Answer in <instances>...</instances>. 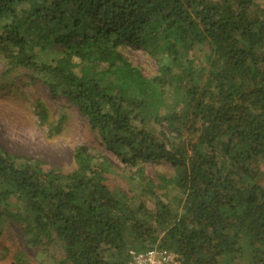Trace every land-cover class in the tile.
Returning <instances> with one entry per match:
<instances>
[{"label": "trees", "instance_id": "trees-1", "mask_svg": "<svg viewBox=\"0 0 264 264\" xmlns=\"http://www.w3.org/2000/svg\"><path fill=\"white\" fill-rule=\"evenodd\" d=\"M0 58L77 107L139 195L110 189L113 165L85 147L64 172L0 145V231L14 225L41 263L158 248L178 264H264V0H0ZM162 161L174 174L156 183L144 165Z\"/></svg>", "mask_w": 264, "mask_h": 264}, {"label": "rangeland", "instance_id": "rangeland-1", "mask_svg": "<svg viewBox=\"0 0 264 264\" xmlns=\"http://www.w3.org/2000/svg\"><path fill=\"white\" fill-rule=\"evenodd\" d=\"M124 54L144 76L150 78L158 73L156 61L142 49L128 48ZM4 72L5 64L0 58L1 146L17 156L42 162L46 169L64 172L75 169V151L85 147L97 159L104 158L113 165L115 173L107 175L109 188L121 190L132 197L133 202L138 201L139 195L128 181L133 169H129L105 146L77 107L63 97L52 96L43 81L26 69L10 75ZM39 102L47 109L46 121L42 120L37 110ZM144 167L146 176L156 183L159 182V175L169 178L174 174L166 161L148 163ZM261 171V184L264 186V160ZM149 206L152 207V204L149 203ZM0 253L6 255L1 258L0 264H43L38 260V249L28 246L22 233L12 224L1 228Z\"/></svg>", "mask_w": 264, "mask_h": 264}, {"label": "built area", "instance_id": "built-area-1", "mask_svg": "<svg viewBox=\"0 0 264 264\" xmlns=\"http://www.w3.org/2000/svg\"><path fill=\"white\" fill-rule=\"evenodd\" d=\"M128 264H178L177 255L168 250L153 248L147 251H131Z\"/></svg>", "mask_w": 264, "mask_h": 264}]
</instances>
